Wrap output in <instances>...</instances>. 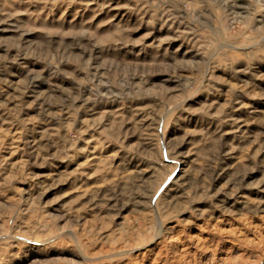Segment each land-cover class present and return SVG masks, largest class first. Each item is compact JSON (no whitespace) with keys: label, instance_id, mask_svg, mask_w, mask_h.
<instances>
[{"label":"rangeland","instance_id":"374dc122","mask_svg":"<svg viewBox=\"0 0 264 264\" xmlns=\"http://www.w3.org/2000/svg\"><path fill=\"white\" fill-rule=\"evenodd\" d=\"M0 264H264V0H0Z\"/></svg>","mask_w":264,"mask_h":264}]
</instances>
